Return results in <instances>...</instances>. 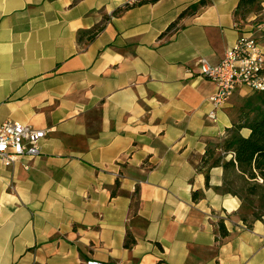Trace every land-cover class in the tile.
Here are the masks:
<instances>
[{
    "label": "crops",
    "instance_id": "1",
    "mask_svg": "<svg viewBox=\"0 0 264 264\" xmlns=\"http://www.w3.org/2000/svg\"><path fill=\"white\" fill-rule=\"evenodd\" d=\"M241 1L0 0V127L47 132L39 156L0 160V264H264V217L204 164L233 158L220 145L254 91L211 120L197 61L245 34L264 50V0L245 20Z\"/></svg>",
    "mask_w": 264,
    "mask_h": 264
},
{
    "label": "trees",
    "instance_id": "2",
    "mask_svg": "<svg viewBox=\"0 0 264 264\" xmlns=\"http://www.w3.org/2000/svg\"><path fill=\"white\" fill-rule=\"evenodd\" d=\"M261 9L260 0H242L237 10V15L246 19L253 11V7ZM122 9L115 12L119 15ZM108 18L94 26L91 30L80 34L79 40L88 36L89 40L95 39L105 28ZM174 27L170 26L169 30ZM243 116L233 127L227 130V137L220 145L227 155L233 154V158L223 161V157L214 159L215 150H210L204 159V164L211 166L222 165L224 168L223 186L217 188L222 194H230L240 199V215L245 220H261L264 217V92H255L245 102L240 110ZM245 112V113H244ZM243 129H249L250 135H242ZM198 194H194L197 199ZM222 236L228 234L223 223L220 224ZM135 240L130 236L125 246L131 248Z\"/></svg>",
    "mask_w": 264,
    "mask_h": 264
},
{
    "label": "built area",
    "instance_id": "3",
    "mask_svg": "<svg viewBox=\"0 0 264 264\" xmlns=\"http://www.w3.org/2000/svg\"><path fill=\"white\" fill-rule=\"evenodd\" d=\"M143 0H129L131 5ZM197 74L214 83L215 92L210 97L213 112L209 118L216 121V112L222 110L239 88L264 92V50L253 35H242L229 48L224 59L212 65L207 59L197 61ZM192 74V71H190ZM47 132L19 122L8 120L0 127V160L11 166L23 157L40 155V142ZM96 264V263H89Z\"/></svg>",
    "mask_w": 264,
    "mask_h": 264
},
{
    "label": "rangeland",
    "instance_id": "4",
    "mask_svg": "<svg viewBox=\"0 0 264 264\" xmlns=\"http://www.w3.org/2000/svg\"><path fill=\"white\" fill-rule=\"evenodd\" d=\"M259 7H253V11H255V9L257 10ZM249 15V14H248ZM248 15L246 16V18L248 17ZM244 19V18H243ZM245 20V19H244ZM255 92H248V93H244L239 99H237L236 101V111L234 113L235 116V120L236 122H238L240 120V118L243 116V112H241V108L245 105L246 100L253 95ZM245 113V112H244Z\"/></svg>",
    "mask_w": 264,
    "mask_h": 264
}]
</instances>
